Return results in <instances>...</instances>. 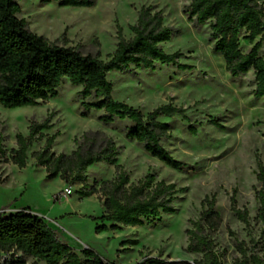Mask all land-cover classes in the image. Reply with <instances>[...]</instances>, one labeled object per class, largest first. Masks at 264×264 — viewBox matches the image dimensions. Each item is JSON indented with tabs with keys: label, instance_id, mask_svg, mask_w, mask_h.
I'll use <instances>...</instances> for the list:
<instances>
[{
	"label": "rangeland",
	"instance_id": "374dc122",
	"mask_svg": "<svg viewBox=\"0 0 264 264\" xmlns=\"http://www.w3.org/2000/svg\"><path fill=\"white\" fill-rule=\"evenodd\" d=\"M18 2L22 7L18 17L25 19L31 31L103 60H109L116 50L120 29L126 39L133 37L130 27L136 24L142 8L161 12L164 24L173 30L171 40L162 48L170 54L180 52L179 62L189 67L158 62L154 69L114 71L108 78L113 83V98L138 108L145 116L164 104L186 109L188 119L160 118L170 124L171 132L162 140L163 146L186 168L172 169L129 140L126 131L130 121L104 124L99 119L104 111L95 109L83 116L82 87L66 79L55 99L16 109L0 105V137L6 151L0 154V210L9 214L31 209L82 257L83 249L90 248L116 264H135L146 257L193 262L201 260L203 254L186 250L187 230L200 220L204 199L216 195V208L223 221L211 240L219 264H244L253 254L263 256L264 222L256 189L260 188L258 164H264V98L254 95L252 70L239 76L226 70L223 57L214 52L210 22L196 26L189 20L190 0H95L91 7L63 6L59 0ZM240 44L245 53L253 47L243 37ZM48 118L52 127L44 132L47 136L57 134L52 146L55 154H71L77 149L76 140L82 141L85 134L111 139L118 149V164L127 171L131 183L154 174L156 181L183 189L173 203L175 212L161 214L143 226L97 233L95 218L104 213L103 201L98 195L82 197L79 191L84 185L113 179L114 166L101 162L88 167L85 182L59 176L50 179L46 168L32 156L44 147L46 137L29 148L25 168L6 162L10 150L17 147V135L27 137L34 122ZM191 125L196 127V134L191 132ZM234 193L238 207L249 211L248 223L239 220L231 209ZM27 261L45 264L32 257Z\"/></svg>",
	"mask_w": 264,
	"mask_h": 264
},
{
	"label": "trees",
	"instance_id": "16d2710c",
	"mask_svg": "<svg viewBox=\"0 0 264 264\" xmlns=\"http://www.w3.org/2000/svg\"><path fill=\"white\" fill-rule=\"evenodd\" d=\"M51 2L52 0H43ZM63 6L91 7L95 0H59ZM189 20L199 26L210 22L211 39L215 41L214 52L221 54L226 70L233 76L254 72L256 98H264V0H190ZM22 7L18 0H0V105L8 109L32 107L59 95L64 80L82 87L83 116L92 110L104 111L99 119L104 124L116 120H128L132 125L126 131L129 140L142 145L152 157L168 167L182 171L186 164L176 159L162 144L171 136L170 124L161 117L182 116L188 119L186 109L164 104L146 116L125 102L113 98V83L108 74L114 71L133 72L134 68L154 69L156 63L188 68L181 64L180 52H165L162 44L172 38V28L164 24L161 12L152 7L142 8L136 24L130 28L131 39L119 31L120 41L109 60L98 55L86 54L79 47L61 45L31 31L25 19L18 14ZM253 45L247 53L241 49V38ZM94 99V102H88ZM216 126L222 127L216 121ZM52 127L50 119L34 122L30 134L17 135V147L12 148L6 162L20 168L27 166L28 150L34 142L46 137L44 147L32 153L40 166L46 168L48 178L85 182L88 167L107 162L115 167L111 180L84 185L79 191L82 197L98 195L103 201L104 213L95 218L96 232L120 230L123 226H143L145 222L161 214L175 212L173 206L177 194L175 184L156 181L154 174L134 184L124 167L118 164V149L111 139H99L89 134L76 140L78 146L71 154H55L52 146L57 134L47 136L44 132ZM192 133H197L194 125ZM0 137V154L5 155ZM257 179L260 188L256 198L260 202L259 214L264 222V164H258ZM201 218L187 230L188 252L203 254L201 260L172 262L160 257H146L135 264H219L212 248L211 235L222 224L217 210V197L207 196L203 201ZM234 215L244 223L249 221V211L239 208L236 193L231 197ZM264 233V230H263ZM22 252V262L32 257L45 264H116L90 248L82 251L83 257L70 244L64 242L58 232L45 218L29 208L0 216V251ZM244 264H264V255H251Z\"/></svg>",
	"mask_w": 264,
	"mask_h": 264
},
{
	"label": "built area",
	"instance_id": "2783aa9c",
	"mask_svg": "<svg viewBox=\"0 0 264 264\" xmlns=\"http://www.w3.org/2000/svg\"><path fill=\"white\" fill-rule=\"evenodd\" d=\"M67 194H72V190L68 188L66 190ZM5 215L2 210H0V216ZM0 264H29L28 261L22 262V252L20 251H0Z\"/></svg>",
	"mask_w": 264,
	"mask_h": 264
},
{
	"label": "crops",
	"instance_id": "0c3cea01",
	"mask_svg": "<svg viewBox=\"0 0 264 264\" xmlns=\"http://www.w3.org/2000/svg\"><path fill=\"white\" fill-rule=\"evenodd\" d=\"M33 212V211H32ZM33 213H35V212H33ZM35 214H37V213H35ZM37 215H39V214H37ZM40 216V215H39ZM42 217V216H41Z\"/></svg>",
	"mask_w": 264,
	"mask_h": 264
}]
</instances>
